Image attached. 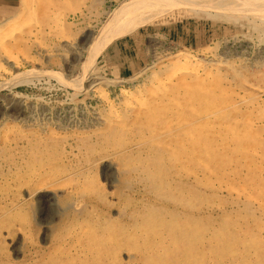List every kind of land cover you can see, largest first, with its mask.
Here are the masks:
<instances>
[{
	"label": "rangeland",
	"instance_id": "obj_1",
	"mask_svg": "<svg viewBox=\"0 0 264 264\" xmlns=\"http://www.w3.org/2000/svg\"><path fill=\"white\" fill-rule=\"evenodd\" d=\"M21 1L0 0V264H264V0Z\"/></svg>",
	"mask_w": 264,
	"mask_h": 264
},
{
	"label": "bare ground",
	"instance_id": "obj_2",
	"mask_svg": "<svg viewBox=\"0 0 264 264\" xmlns=\"http://www.w3.org/2000/svg\"><path fill=\"white\" fill-rule=\"evenodd\" d=\"M25 1V0H24ZM200 1V0H199ZM21 2H23V0L21 1ZM26 5H27V3H26ZM30 6V5H29ZM207 7V6H206ZM205 9V8H204ZM207 9V8H206ZM234 10V9H233ZM201 11V10H200ZM208 11V10H207ZM22 12H23V10H22ZM203 12V11H202ZM21 13V12H20ZM23 14H25V12L23 13ZM19 15V14H18ZM15 17V16H14ZM21 17V16H20ZM23 18V17H22ZM24 18H25V15H24ZM14 19V18H13ZM19 19V18H18ZM21 19V18H20ZM16 20V19H15ZM22 20V19H21ZM14 21V20H13ZM10 23H11V21H10ZM13 23V22H12ZM13 24H15L16 25V23H15V21H14V23ZM5 25H6V23H5ZM8 25V24H7ZM10 26H11V24L9 25V27L7 26V28H10ZM2 27H4V26H2ZM12 27V26H11ZM16 27H18V26H16ZM1 31V30H0ZM10 31V30H9ZM5 32H6V30H5ZM1 33H3V30H2V32ZM8 33H10V32H8ZM1 44H3V43H1ZM3 47L5 46V44L4 45H2ZM62 46V45H61ZM6 48V47H5ZM4 50V49H3ZM7 50V49H6ZM8 51H9V49H8ZM179 51V50H178ZM56 52V51H55ZM211 52V51H210ZM6 53V52H5ZM185 53V52H184ZM10 55H11V53L9 54V57H10ZM186 55H188V54H186ZM190 55V54H189ZM15 56V55H14ZM174 56H176V55H174ZM181 56V55H180ZM11 57H12V55H11ZM47 57V56H46ZM184 57V56H183ZM176 58V57H175ZM185 58H186V56H185ZM191 58V57H190ZM12 59V58H11ZM9 60V59H8ZM12 61H13V59H12ZM33 61V60H32ZM178 62V61H177ZM187 62H188V60H187ZM186 62V63H187ZM196 63V62H195ZM197 63H198V61H197ZM168 64V63H167ZM186 67V66H185ZM184 68V67H183ZM190 68V67H189ZM188 69V68H187ZM192 71H194V70H192ZM198 71V70H197ZM201 71H203V70H201ZM206 71V70H205ZM204 71V72H205ZM195 73V72H194ZM207 75V74H206ZM197 76H198V74H197ZM180 77H181V75H180ZM200 77V76H199ZM250 82V81H249ZM251 83V82H250ZM262 83H264V82H262ZM96 86V85H95ZM92 87V86H91ZM194 89V88H193ZM134 92V91H133ZM129 93V92H128ZM163 94H165V93H163ZM103 97V96H102ZM104 99V98H103ZM30 112V111H29ZM160 112V111H159ZM208 112V111H207ZM173 113V112H172ZM180 113V112H179ZM179 113H176V118H177V121H176V126H175V131L176 132H174V141H175V145H177V147H180V146H182L183 145V142H184V139H183V136L185 137H187V135H189V133H190V127H189V122H190V120H186L185 118L184 119H182L181 118V115H179ZM137 115V114H136ZM171 115V114H170ZM172 116V115H171ZM159 117V116H158ZM174 117V116H173ZM187 117H189V116H187ZM162 118H165V117H162ZM171 120V119H170ZM172 120H174L173 118H172ZM160 121H162V120H160ZM154 123H155V121H154ZM160 124H161V122H160ZM207 124H209V123H207ZM22 125V124H21ZM31 125V124H30ZM29 126V125H28ZM99 126V125H98ZM143 126V125H142ZM165 127V126H164ZM168 129V128H167ZM235 129V128H234ZM166 131V130H165ZM164 131V132H165ZM173 131H174V129H173ZM167 132H168V130H167ZM166 132V133H167ZM173 133V132H172ZM163 134V133H162ZM187 134V135H186ZM128 135V134H127ZM173 135V134H172ZM157 136V135H156ZM155 136V137H156ZM165 136V135H164ZM154 137V138H155ZM159 137V136H158ZM157 137V138H158ZM73 139V138H72ZM152 139V138H151ZM49 140V139H48ZM150 140V139H149ZM186 140H187V138H186ZM84 141V140H83ZM79 142V141H78ZM142 143H144L143 141H142ZM63 144V143H62ZM171 144V143H170ZM47 145V144H46ZM81 145V144H80ZM220 145V144H219ZM159 146V145H158ZM157 146V147H158ZM168 146V145H167ZM184 146V145H183ZM140 147V146H139ZM141 147H143V146H141ZM148 147V146H147ZM164 147V146H163ZM216 147V146H215ZM218 147V146H217ZM160 150V149H159ZM150 153V152H149ZM148 153V154H149ZM189 155V154H188ZM3 160H4V158H3ZM94 163V162H93ZM110 164H111V162H109ZM165 163V162H164ZM115 164V163H114ZM165 165V164H164ZM186 165V164H185ZM235 165V164H234ZM111 166V165H110ZM114 166V165H113ZM14 167V166H13ZM115 167H116V165H115ZM114 167V168H115ZM112 168V167H111ZM121 168V167H120ZM166 168H168V166H166ZM110 169V168H109ZM172 169V168H171ZM105 170V169H104ZM170 170V169H169ZM109 171V170H108ZM172 172H174V171H172ZM180 172V171H179ZM168 173V172H167ZM183 173V172H182ZM174 174V173H173ZM42 175V174H41ZM116 175H117V173H116ZM171 175V174H170ZM175 175V174H174ZM178 175V174H177ZM119 176V175H118ZM191 176V175H190ZM116 177V176H115ZM180 177V176H179ZM182 177V176H181ZM185 177V176H184ZM32 178V177H31ZM173 179V178H172ZM175 179V178H174ZM185 179V178H184ZM191 179V178H190ZM137 180H139V179H137ZM142 180H143V177H142ZM155 180V179H154ZM186 180V179H185ZM20 181V180H19ZM30 181H32V180H30ZM193 181V180H192ZM254 181H256V180H254ZM127 182V181H126ZM145 182V181H144ZM181 182V181H180ZM259 182V181H258ZM42 183V182H41ZM140 183V182H139ZM146 183V182H145ZM173 183V182H172ZM191 183V182H190ZM256 183H257V181H256ZM37 184V183H36ZM143 184V183H142ZM30 185V184H29ZM131 185V184H130ZM151 185H152V183H151ZM184 185V184H183ZM221 185V184H220ZM79 186V185H78ZM127 186V185H126ZM143 186V185H142ZM149 186V185H148ZM188 186H190V185H188ZM37 188L39 187V186H36ZM69 187V186H68ZM141 187V186H140ZM32 188V187H31ZM55 190L57 189V188H55V187H53ZM60 188V187H59ZM71 188V187H70ZM117 188V187H116ZM121 188V187H120ZM145 188V187H144ZM149 188V187H148ZM190 188V187H189ZM53 189V190H54ZM119 189V188H118ZM25 190H27V189H25ZM33 190V189H32ZM47 190V189H46ZM64 190V189H63ZM62 190V191H63ZM193 190V189H192ZM35 191V190H34ZM33 191V192H34ZM60 191V190H59ZM117 191V190H116ZM138 191V190H137ZM140 191V190H139ZM251 191V190H250ZM38 192V191H37ZM54 192V191H53ZM53 192H51L52 194H53ZM57 192V191H56ZM61 192V191H60ZM75 192V191H74ZM152 192V191H151ZM166 192V191H165ZM197 192V191H196ZM249 192V191H248ZM16 193V192H15ZM39 193V192H38ZM218 193V192H217ZM220 193V192H219ZM33 194V193H32ZM49 194V193H48ZM61 195H62V193H60ZM59 194V195H60ZM127 194V193H126ZM65 195V194H64ZM109 195H110V193H109ZM151 195V194H150ZM28 196V195H27ZM123 196V195H122ZM166 196V195H165ZM164 196V197H165ZM2 197V196H1ZM56 197H58V196H56ZM71 197V196H70ZM84 197V196H83ZM97 197V196H96ZM218 197V196H217ZM23 198V197H22ZM29 198V197H28ZM49 198H53V196L52 195H50V196H46V201L47 200H49ZM60 198V196L58 197V199ZM69 198V197H68ZM68 198H67V200H68ZM79 197H77V199H78ZM109 198H110V196H109ZM212 198V197H211ZM210 198V199H211ZM221 198V197H220ZM234 198V197H233ZM251 198V197H250ZM35 199V198H34ZM64 199V198H63ZM76 199V198H75ZM108 199V198H107ZM118 199V198H117ZM157 199H158V197H157ZM161 199V198H160ZM168 199V198H167ZM253 199V198H252ZM29 200V199H28ZM53 200V199H52ZM56 200V199H55ZM60 200V199H59ZM62 200V199H61ZM73 200V199H72ZM109 200V199H108ZM219 200V199H218ZM246 200V199H245ZM45 201V200H44ZM65 201V200H64ZM117 201V200H116ZM148 201V200H147ZM161 201V200H160ZM162 201H164V200H162ZM232 201H235V200H232ZM237 201V200H236ZM243 201V200H242ZM248 201V200H247ZM246 201V202H247ZM35 202V201H34ZM50 202V201H49ZM57 202V201H56ZM55 202V203H56ZM124 202V201H123ZM122 202V203H123ZM149 202V201H148ZM168 202V201H167ZM41 203V202H40ZM63 203V202H62ZM65 203H66V201H65ZM76 203V202H75ZM158 203H160V202H158ZM172 203V202H171ZM170 203V204H171ZM174 203V202H173ZM254 203V202H253ZM57 204V203H56ZM61 203H59L58 205H60ZM64 204V203H63ZM68 204V203H67ZM105 204V203H104ZM141 204V203H140ZM180 204H181V202H180ZM183 204V203H182ZM228 204V203H227ZM50 205V204H49ZM54 205V204H53ZM72 205V204H71ZM107 205V204H106ZM111 205V204H110ZM153 204H151V206H152ZM157 205V204H156ZM248 205H249V202H248ZM247 205V206H248ZM48 206V205H47ZM157 206H159V205H157ZM164 206H167V205H164ZM163 206V207H164ZM187 206V205H186ZM246 206V205H245ZM246 206V207H247ZM252 206H254V205H252ZM256 206V205H255ZM55 207V206H54ZM73 207V206H72ZM154 207V206H153ZM182 207V206H181ZM184 207V206H183ZM257 207V206H256ZM57 208V207H56ZM59 208V207H58ZM74 208V207H73ZM147 208V207H146ZM155 208V207H154ZM159 208V207H158ZM158 208H156V209H158ZM169 208H170V206H169ZM173 208V207H172ZM250 208V207H249ZM64 209V208H63ZM69 209V208H68ZM121 209H123V208H121ZM140 209V208H139ZM143 209V208H142ZM142 209H140V210H142ZM182 209V208H181ZM258 209V208H257ZM178 210V209H177ZM190 210V209H189ZM237 210H239V209H237ZM236 210V211H237ZM243 210V209H242ZM261 210V209H260ZM263 210V209H262ZM89 211V210H88ZM91 211V210H90ZM118 211V210H117ZM122 211H125V210H122ZM131 211V210H130ZM164 211V210H163ZM227 211V210H226ZM259 211V210H258ZM85 212H86V210H85ZM159 212H161V211H158V213ZM169 212V211H168ZM167 212V213H168ZM182 212L183 211H181V214H182ZM189 212V211H188ZM229 212H231L230 210H229ZM127 213V212H126ZM137 213V212H136ZM135 213V214H136ZM162 213V212H161ZM165 213H166V211H165ZM172 213V212H171ZM176 213H177V211H176ZM208 213V212H207ZM234 213V212H233ZM238 213H240V212H238ZM253 212L251 211V214H252ZM262 213V212H261ZM33 214V213H32ZM91 214V213H90ZM97 214V213H96ZM119 214V213H118ZM129 214H130V212H129ZM129 214H127V215H129ZM133 214V213H132ZM138 214V213H137ZM136 214V215H137ZM140 214V213H139ZM151 214V213H150ZM224 214V213H223ZM222 214V215H223ZM231 214V213H230ZM43 215V214H42ZM105 215V214H104ZM134 215V214H133ZM144 215V214H143ZM175 215V214H174ZM178 215H179V213H178ZM184 215V214H183ZM226 215H227V213H226ZM236 215V214H235ZM239 215V214H238ZM254 215V214H253ZM258 215V214H257ZM262 215V214H261ZM31 216V215H30ZM45 216V215H44ZM86 216V215H85ZM93 216V215H92ZM140 216V215H139ZM182 216V215H181ZM190 216V215H189ZM188 216V217H189ZM207 216V215H206ZM205 216V217H206ZM228 216V215H227ZM260 216V215H259ZM33 217V216H32ZM43 217V216H42ZM117 217V216H116ZM121 217V216H120ZM126 217V216H125ZM128 217V216H127ZM131 217V216H130ZM150 217V216H149ZM186 217V216H185ZM193 217V216H192ZM195 217V216H194ZM204 216L202 215V218H203ZM224 217H225V215H224ZM96 218H97V216H96ZM124 218V217H123ZM135 218V217H134ZM133 218V219H134ZM166 218V217H165ZM178 218V217H177ZM180 218V217H179ZM229 218V217H228ZM264 218V217H263ZM50 219V218H49ZM102 219V218H101ZM105 219V218H104ZM143 219H145V218H143ZM187 219V218H186ZM239 219V218H238ZM84 220V219H83ZM107 220H108V218H107ZM113 220V219H112ZM135 220V219H134ZM136 220H137V217H136ZM178 220V219H177ZM201 220H203V219H201ZM205 220V219H204ZM203 220V221H204ZM229 220V219H228ZM236 220V219H235ZM90 221V220H89ZM88 221V222H89ZM138 221V220H137ZM152 221V222H151ZM178 221H180V220H178ZM187 221V220H186ZM188 221H190V219L188 218ZM227 221V220H226ZM38 222V221H37ZM97 222V221H96ZM122 222V221H121ZM140 222H142L141 220H140ZM139 222V223H140ZM215 222V221H214ZM223 222V221H222ZM228 222V221H227ZM230 222H231V220H230ZM79 223V222H78ZM120 223V222H119ZM118 223V224H119ZM132 223H133V221H132ZM183 223V222H182ZM181 223V224H182ZM186 223V222H185ZM205 223H206V221H205ZM204 223V224H205ZM248 223V222H247ZM81 224V223H80ZM112 224V223H111ZM115 224V223H114ZM137 224V223H136ZM142 225H144L143 227H140V232L142 233V234H147L148 232L151 234V232L149 231L150 230V228L152 227V226H154V224H156L155 223V221H153V220H146V221H144L143 223H141ZM162 224H165L166 225V228H169V229H171L172 231L174 230H176L178 233L180 232V230L182 229L181 228V225L177 222V221H175V219H171V220H168V221H164V223H162V221L160 222V225H158V226H161ZM245 224V223H244ZM248 224H250V223H248ZM264 224V223H263ZM34 225V224H33ZM41 225V224H40ZM84 225H86L85 223H84ZM96 225V224H95ZM120 225V224H119ZM125 225H126V223H125ZM131 225V224H130ZM129 225V226H130ZM242 225V224H241ZM92 226V225H91ZM94 226V225H93ZM115 226V225H114ZM128 226V227H129ZM200 226H202V225H200ZM204 226V225H203ZM207 226H208V224H207ZM248 226V225H247ZM125 227V226H124ZM163 227H164V225H163ZM219 227H221V224L219 225ZM226 227H227V225H226ZM251 229H252V224H251ZM254 227V226H253ZM77 228V227H76ZM95 228H96V226H95ZM94 228V229H95ZM104 228V227H103ZM110 228H111V226H110ZM115 228V227H114ZM119 228V227H118ZM117 228V229H118ZM122 228H123V226H122ZM204 228V227H203ZM209 228V227H208ZM207 228V229H208ZM215 228V227H214ZM222 228V227H221ZM225 228V227H224ZM232 228H234V227H232ZM231 228V229H232ZM1 229V228H0ZM78 229V228H77ZM83 229V228H82ZM98 229H99V227H98ZM120 229V228H119ZM125 229V228H124ZM123 229V230H124ZM163 229V228H162ZM161 229V230H162ZM213 229V228H212ZM220 229V228H219ZM255 229V228H254ZM7 230V229H6ZM45 230V229H44ZM131 230V229H130ZM133 230V229H132ZM226 230H228V229H226ZM40 231V230H39ZM82 231V230H81ZM80 231V232H81ZM95 231V230H94ZM165 231H166V229H165ZM211 231V230H210ZM222 231V230H221ZM225 231V230H224ZM235 231V230H234ZM7 232H8V230H7ZM45 232V231H44ZM68 233H69V231H67ZM100 232V231H99ZM105 232V231H104ZM115 232V234H116V231H114ZM125 232V231H124ZM155 232V231H154ZM206 232V231H205ZM226 232V231H225ZM233 232V231H232ZM249 232V231H248ZM255 232H257L256 230L254 231V234H255ZM23 233V232H22ZM66 233V232H65ZM87 233H89V231H86V235H87ZM90 233H92V232H90ZM135 233V232H134ZM170 233V232H169ZM207 233V232H206ZM208 233H209V231H208ZM240 233V232H239ZM251 233V232H250ZM8 234V233H7ZM35 234V233H34ZM44 234V233H43ZM98 234V233H97ZM105 234V233H104ZM114 234V235H115ZM124 234V233H123ZM141 234V235H142ZM160 234V236L158 237V236H156V237H158V238H161V233H159ZM166 234V233H165ZM222 234H224V233H222ZM228 234V233H227ZM231 234V233H230ZM64 235H66V234H64ZM70 235V234H69ZM89 235V234H88ZM91 235L92 234H90V237H91ZM119 235V234H118ZM125 235V234H124ZM138 235V234H137ZM140 235V234H139ZM140 235V236H141ZM170 235V234H169ZM185 235H187V233L185 234ZM209 235H211L212 236V234H210L209 233ZM219 235V234H218ZM229 235V234H228ZM249 235V234H248ZM67 236V235H66ZM105 236V235H104ZM147 236H149V235H147ZM146 236V237H147ZM166 236H168V235H166ZM165 236V237H166ZM4 237V236H3ZM42 237H43V235H42ZM63 237V236H62ZM76 237V236H75ZM75 237H74V239H75ZM84 237V236H83ZM143 237V236H142ZM178 236H177V234H176V232H175V234L172 236V238H173V241H174V243H175V240L176 239H178L177 238ZM195 237V236H194ZM218 237H220V236H218ZM217 237V238H218ZM224 237V236H223ZM229 237V236H228ZM236 237H238L237 235H236ZM242 237V236H241ZM256 237V236H255ZM28 238V237H27ZM78 238V237H77ZM108 238V237H107ZM117 238V237H116ZM118 238H120V237H118ZM169 238V237H168ZM197 238V237H196ZM19 239V238H18ZM80 239V238H79ZM129 238H127V236H124V237H122V240H121V245L122 246H126L125 248H126V250H127V247L130 245V244H132V243H130V244H128V246H127V240H128ZM138 239V238H137ZM147 239V238H146ZM151 239H152V237H151ZM151 239L150 240H148V246L149 245H151L152 246V248H153V244H155V245H158V244H161L162 242H160V239H159V242H155V241H152L151 242ZM208 239V238H207ZM214 239V238H213ZM230 239V238H229ZM228 239V240H229ZM233 239V238H232ZM243 239H244V237H243ZM247 239V238H246ZM98 240V239H97ZM141 240H143V239H141ZM166 240V239H165ZM164 240V241H165ZM181 240V239H180ZM183 240V239H182ZM211 240V239H210ZM219 240H221V238L219 239ZM225 240V239H224ZM234 240V239H233ZM240 240H242V239H240ZM247 240H249V239H247ZM18 241V240H17ZM20 241V240H19ZM43 241H45V240H43ZM77 241V240H76ZM78 241H80V240H78ZM81 241H82V238H81ZM99 241V240H98ZM97 241V242H98ZM119 241V240H118ZM117 241V242H118ZM135 241V240H134ZM163 241V240H162ZM168 241V240H167ZM261 241V240H260ZM16 242V241H15ZM68 242V241H67ZM73 242V241H72ZM86 242V241H85ZM120 242V241H119ZM166 242V241H165ZM205 242V241H204ZM224 242V241H223ZM223 242H221V243H223ZM230 242V241H229ZM241 242V241H240ZM62 243V242H61ZM71 243V242H70ZM116 243V242H115ZM134 243V242H133ZM168 243H169V241H168ZM177 243V242H176ZM201 243H203V242H201ZM210 243H211V241H210ZM233 243H234V241H233ZM262 243V242H261ZM55 244V243H54ZM78 243H76V245H77ZM85 244V243H84ZM97 244V243H96ZM106 244H107V242H106ZM137 244V243H136ZM135 244V245H136ZM164 244V243H163ZM163 244H161V246L163 245ZM180 244V243H179ZM198 244V243H197ZM215 244V243H214ZM217 244V243H216ZM218 244H219V242H218ZM218 244L216 245V246H218ZM231 244V243H230ZM258 244V243H257ZM22 245V244H21ZM111 245V244H110ZM115 245V244H114ZM145 245V244H144ZM166 245H168V244H166ZM171 247H172V242H171ZM181 245V244H180ZM194 245V244H193ZM196 245V244H195ZM199 245H201V244H199ZM254 245V244H253ZM261 245V244H260ZM12 246V245H11ZM84 246V245H83ZM82 246V247H83ZM86 246V245H85ZM94 246V245H93ZM101 246V245H100ZM113 246V245H112ZM118 246V245H117ZM179 246V245H178ZM182 246V245H181ZM213 246V245H212ZM231 246H232V244H231ZM241 246V245H240ZM246 246V245H245ZM249 246V245H248ZM250 246H252V245H250ZM259 246V245H258ZM257 246V247H258ZM262 246V245H261ZM22 247V246H21ZM20 247V248H21ZM97 247V246H96ZM110 247V246H109ZM131 247H133V245L131 246ZM130 247V248H131ZM137 247V246H136ZM142 247V246H141ZM156 247V246H155ZM163 247V246H162ZM184 247V246H183ZM195 247H197V245L195 246ZM207 247H209V244H208V246ZM224 247V246H223ZM234 247V246H233ZM15 248V247H14ZM14 248H13V250H14ZM19 248V249H20ZM101 248H103L104 250H106V249H108V248H106V247H101ZM106 248V249H105ZM121 248H124V247H121ZM139 248V247H138ZM198 248V247H197ZM213 248V247H212ZM218 248V247H217ZM232 248V247H231ZM235 248V247H234ZM240 248V247H239ZM246 248V247H245ZM263 248V247H262ZM18 249V248H17ZM60 249V248H59ZM62 249V248H61ZM60 249V250H61ZM76 249V248H75ZM81 249V248H80ZM83 249V248H82ZM84 249H86V248H84ZM90 249V248H89ZM93 249V248H92ZM91 249V250H92ZM98 249H99V247H98ZM110 249V248H109ZM115 249H116V247H115ZM144 249V248H143ZM151 249V248H150ZM157 249V248H156ZM172 249V248H171ZM184 249V248H183ZM211 248H209V250H210ZM258 249V248H257ZM16 250V249H15ZM21 250V249H20ZM65 250H67V249H65ZM77 250V249H76ZM79 250V249H78ZM102 250V249H101ZM100 250V251H101ZM121 250V249H120ZM160 250V249H159ZM162 250V249H161ZM198 250V249H197ZM196 250V251H197ZM212 250H214V248L212 249ZM238 250V249H237ZM62 251H64V250H62ZM82 251V250H81ZM86 251H87V249H86ZM116 251V250H115ZM118 251V250H117ZM134 251V250H133ZM136 251H137V249H136ZM147 251V250H146ZM154 251H156V250H154ZM158 251V250H157ZM169 251V250H168ZM191 251H192V249H191ZM258 251V250H257ZM259 251H261V249L259 250ZM14 252V251H13ZM21 252V251H20ZM65 252V251H64ZM76 252V251H75ZM83 252V251H82ZM103 252V251H102ZM144 252V251H143ZM142 252V253H143ZM172 252V251H171ZM171 252H169V253H171ZM182 252V251H181ZM199 252H200V250H199ZM198 252V253H199ZM204 252V251H203ZM238 252V251H237ZM19 253V252H18ZM72 253H74V251H72ZM129 253V252H128ZM134 253V252H133ZM150 253V252H149ZM175 253H176V251H175ZM179 253V252H178ZM223 253H226V252H223ZM12 254V253H11ZM88 254V253H87ZM99 254V253H98ZM103 254V253H102ZM117 254V253H116ZM124 254V253H123ZM137 254V253H136ZM159 254H161V252L159 253ZM192 254V253H191ZM204 254H206V253H204ZM214 254V253H213ZM217 254V253H216ZM241 254V253H240ZM67 255H68V252H67ZM66 255V256H67ZM72 255V254H71ZM107 255V254H106ZM109 255H110V253H109ZM111 255H112V253H111ZM120 255V254H119ZM118 255V256H119ZM144 255V254H143ZM187 255V254H186ZM224 255V254H223ZM226 255V254H225ZM235 255V254H234ZM252 255V254H251ZM54 256V255H53ZM58 256H59V254H58ZM63 256V255H62ZM73 256V255H72ZM85 256V255H84ZM87 256V255H86ZM92 256V255H91ZM97 256H99V255H97ZM114 256H116V255H114ZM136 256V255H135ZM147 257H148V255H146ZM175 256V255H174ZM209 256V255H208ZM228 256V255H227ZM232 256V255H231ZM247 256V255H246ZM6 257V256H5ZM46 257V256H45ZM51 257H52V255H51ZM51 257H50V259H51ZM77 257V256H76ZM78 257H79V254H78ZM77 257V258H78ZM113 257V256H112ZM123 257V256H122ZM137 257V256H136ZM147 257H145V259L147 258ZM156 257V256H155ZM169 257V256H168ZM179 257H180V254H179ZM198 257V256H197ZM230 257V256H229ZM262 257V256H261ZM66 258V257H65ZM69 258H70V256H69ZM81 258V257H80ZM82 258H83V256H82ZM86 258V257H85ZM89 258V257H88ZM109 258V257H108ZM115 258V257H114ZM124 258V257H123ZM122 258V259H123ZM126 258V257H125ZM125 258H124V260H125ZM152 258H153V256H152ZM167 258V257H166ZM207 258V257H206ZM209 258H210V256H209ZM236 258V257H235ZM239 258V257H238ZM249 258V257H248ZM252 258V257H251ZM250 258V259H251ZM6 259V258H5ZM53 259V258H52ZM72 259V258H71ZM75 259V258H74ZM89 259H91V258H89ZM93 259V258H92ZM106 259V258H105ZM104 259V260H105ZM137 259V258H136ZM153 259H155V258H153ZM168 259V258H167ZM195 259H197V258H195ZM228 259V258H227ZM240 259V258H239ZM245 259V258H244ZM249 259V260H250ZM3 260V259H2ZM49 260V259H48ZM54 260V259H53ZM107 260V259H106ZM109 260V259H108ZM115 260V259H114ZM158 260V259H157ZM163 260H165V259H163ZM182 260H183V258H182ZM206 260V259H205ZM228 260H230V259H228ZM5 261V260H4ZM65 261V260H64ZM76 261V260H75ZM78 261V260H77ZM83 261V260H82ZM84 261H85V259H84ZM97 261H98V259H97ZM110 261H111V259H110ZM146 261V260H145ZM170 261V260H169ZM191 261V260H190ZM211 261H213V260H211ZM215 261V260H214ZM219 261V260H218ZM242 261V260H241ZM256 261V260H255ZM260 261H262V260H260ZM61 262V261H60ZM59 262V263H60ZM63 262V261H62ZM90 262V261H89ZM108 262V261H107ZM106 262V263H107ZM112 262V261H111ZM157 262H159V261H157ZM165 262V261H164ZM174 262V261H173ZM182 262H184V261H182ZM207 262H208V259H207ZM236 262V261H235ZM251 262V261H250ZM29 263V262H28ZM35 263V262H34ZM65 263V262H64ZM86 263V262H85ZM91 263V262H90ZM117 263V262H116ZM152 264H154L153 262H151ZM168 263V262H167ZM179 263V262H178ZM177 263V264H178ZM185 263V262H184ZM195 263H197V261L195 262ZM215 263V262H214ZM240 263V262H239ZM258 263V262H257ZM42 264V263H41ZM61 264V263H60ZM67 264V263H66ZM69 264H71V263H69ZM75 264H77V263H75ZM96 264V263H95ZM111 264H114V263H111ZM144 264H146V263H144ZM158 264V263H157ZM175 264V263H174ZM181 264H183V263H181ZM189 264H190V262H189ZM206 264V263H205ZM210 264V263H209ZM224 264V263H223Z\"/></svg>",
	"mask_w": 264,
	"mask_h": 264
}]
</instances>
